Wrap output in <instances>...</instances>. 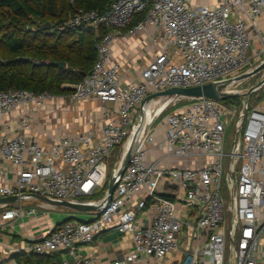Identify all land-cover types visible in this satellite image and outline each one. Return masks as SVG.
Segmentation results:
<instances>
[{
    "label": "built area",
    "instance_id": "built-area-1",
    "mask_svg": "<svg viewBox=\"0 0 264 264\" xmlns=\"http://www.w3.org/2000/svg\"><path fill=\"white\" fill-rule=\"evenodd\" d=\"M263 17L264 0H220L214 7L193 0H117L104 13L78 9L52 24L50 32L82 26L93 31L97 61L66 99L74 104L96 99L104 110L88 119L91 127L86 131L62 135L44 147L27 136L30 111L48 100L56 103L59 96L0 90V116L23 105L32 107L22 113V134L0 135V161L11 165L0 167V196L19 198L13 206L4 205L0 228L7 221L37 216L35 208L24 207L25 202H41L34 195L101 208L88 220L72 218L55 225L48 235L16 251H64L76 257L78 247L112 230L131 234L134 244L133 251L114 264H161L177 253L176 264H223L227 237L229 264H264V98L257 106L250 100L257 90L241 96L239 104L195 98L164 117L163 140L156 139V124L146 131L117 180L111 202L102 203L107 188L101 198L93 199L101 191L94 176L97 167L109 160L115 174L141 115L162 104L146 109L157 99L146 100L149 95L207 83L223 85L229 93L227 87L237 77L264 61ZM115 51H121V58ZM134 51L146 63L126 76L124 63ZM232 120L234 141L226 154L224 133ZM154 147L162 157L151 160ZM225 156L228 200L221 193ZM162 160L168 166H161ZM145 212L148 217L140 218Z\"/></svg>",
    "mask_w": 264,
    "mask_h": 264
},
{
    "label": "trees",
    "instance_id": "trees-1",
    "mask_svg": "<svg viewBox=\"0 0 264 264\" xmlns=\"http://www.w3.org/2000/svg\"><path fill=\"white\" fill-rule=\"evenodd\" d=\"M115 1L0 0V90L47 91L57 96L73 93V86L97 61V39L85 26L48 35L40 22L50 21L52 26L78 9L104 13ZM33 25L36 31L26 30V26ZM56 62H65L66 67H59ZM237 97L241 96L224 99V102H235ZM105 190L106 187L93 199L101 198ZM24 255L32 256L34 262L21 260L20 256ZM46 256L19 252L17 264H41Z\"/></svg>",
    "mask_w": 264,
    "mask_h": 264
},
{
    "label": "crops",
    "instance_id": "crops-1",
    "mask_svg": "<svg viewBox=\"0 0 264 264\" xmlns=\"http://www.w3.org/2000/svg\"><path fill=\"white\" fill-rule=\"evenodd\" d=\"M220 0H193L194 3L205 4L211 7L217 5ZM264 17L262 18V20ZM264 33V23H261ZM135 40V39H132ZM135 41L130 42V44ZM258 41L256 40V44ZM117 45H115L116 48ZM121 52V51H120ZM115 51L116 58H121L122 53ZM135 62V66L133 64ZM146 63V60L138 55L137 51L124 63V72L128 76L130 70L138 68ZM31 105H23L14 109L11 113L0 116V135L5 134L9 137H15L23 133L20 128V120L22 113L29 111ZM104 107L96 99L82 100L78 103H68L66 95H59L57 102L54 100L46 101L42 107L31 110L32 122L27 132V136L36 141L41 146H51L65 134H77L84 132L91 127L89 124L90 117L97 118L103 112ZM164 134L159 131L157 133V141H162ZM162 157V151L158 147L150 150V159H158ZM161 166H168L167 162L162 160ZM170 165H173L170 162ZM10 168L11 165L0 161V167ZM4 180L0 177V184ZM1 197V196H0ZM37 201V200H36ZM101 202V201H100ZM28 206L35 203L27 202ZM15 204V203H14ZM13 204V205H14ZM38 206L37 216H24L15 220L7 221L4 227L0 228V264L17 263L16 254L25 251H16L22 248L32 240L41 239L48 235L55 225L64 222L70 218H78L80 220H88L91 212H79L68 208H59L45 202ZM10 204V206H13ZM4 205L0 204V214L4 211ZM27 209V208H26ZM146 213V212H145ZM139 215L140 218L148 217V213ZM144 220V219H143ZM1 221V220H0ZM193 244L190 242V246ZM133 238L131 234H121L117 231H102L93 242L78 247L76 257L67 255L64 251L46 256L42 259L41 264H114L116 261L124 260L125 256L133 251ZM180 254H174L168 262L161 264H176ZM21 260L33 263L32 256H20ZM174 261V262H173ZM125 264H151L150 262L141 261L138 263Z\"/></svg>",
    "mask_w": 264,
    "mask_h": 264
},
{
    "label": "water",
    "instance_id": "water-1",
    "mask_svg": "<svg viewBox=\"0 0 264 264\" xmlns=\"http://www.w3.org/2000/svg\"><path fill=\"white\" fill-rule=\"evenodd\" d=\"M51 26V22L48 21L46 24L42 26L43 29H49ZM55 65L59 67H66L65 62H56ZM264 71V61L258 65H256L251 72L244 73L243 75L236 78V80L250 78L255 75H258L259 73ZM90 74V72L88 73ZM264 87V77L260 78L258 81L255 82V84L250 87L247 91L243 93H235V92H226L224 91L223 85H216L214 83H207L201 86H194L189 88H171L162 92H158L152 95H149L146 100L152 99V98H158L162 97L165 98L161 105H159L157 108H155L152 111L145 112L141 115L139 122L136 124V126L132 130V137L130 139V142L127 146V149L125 151V154L123 156V159L121 161V164L119 168L117 169V172L110 176L108 181V187L107 191L103 197L102 203L109 204L113 198L116 186H117V180L120 178L127 167L129 166V163L135 154L136 150L138 149L140 143L142 142L144 135L147 130H150L153 128V126L158 121L160 115L162 112L172 104L174 100L177 99H195V98H211L215 101H221L227 98H232L235 96H250L254 91L263 88ZM35 198L40 200L41 202L48 203L50 205L54 206H60L65 207L74 211L79 212H94L98 211L101 208V205L94 204L90 202H79L74 203L67 200H60V199H53L48 197H41L34 195ZM19 200L17 196H6V197H0V204L3 205H10L14 204ZM72 219V218H70ZM68 219V220H70ZM67 221V220H65ZM64 221V222H65Z\"/></svg>",
    "mask_w": 264,
    "mask_h": 264
},
{
    "label": "rangeland",
    "instance_id": "rangeland-1",
    "mask_svg": "<svg viewBox=\"0 0 264 264\" xmlns=\"http://www.w3.org/2000/svg\"><path fill=\"white\" fill-rule=\"evenodd\" d=\"M73 0H70V3ZM48 21L46 22H40L41 24H46ZM52 26H50L49 29H44L46 30V33L49 35L50 34V30ZM26 30L28 31H36L37 27L36 25L33 26H26ZM260 44L257 43V46H259ZM264 77V71L259 73L258 75H255L253 77H251V79L249 80L248 83L243 84V80L237 81L236 84H230L227 87V90L230 92H243V91H247L250 87L251 84H254L257 80H259L261 77ZM247 79V78H246ZM247 88V89H246ZM246 89V90H245ZM264 98V88H260L259 90H257L256 92H254L250 98L252 104L254 105H259V103L263 100ZM165 98H157L154 101L150 102L149 105L153 106L156 103H161L164 101ZM235 103L237 102V104L240 103L241 101V97H237L236 99H234ZM192 102H194L193 99H182L179 102L176 103H172L171 105H169L160 115V119L156 122V126L159 131L161 132V134H164L165 132V126L162 125L161 120L168 116L169 114L179 111L180 109H182L183 107L191 104ZM148 105V108L150 107ZM157 108V107H156ZM234 123L235 120H232L231 123L229 125H227L225 133H224V152L226 154H230L232 151V146H233V141H234ZM228 160L229 157L225 156L223 159V175H222V182H221V193L222 196L225 200H228L231 196L230 194V190L228 188L227 185V181H226V172H227V164H228ZM121 161V157L117 162L116 168L119 166ZM113 168V164L112 162H110L109 160H104L96 169L94 176L99 180L100 182V187H101V191L106 187H108V181L109 178L111 176V169ZM35 203H33L32 205H27L28 203L25 202L24 207L25 208H35L36 210H38V202L39 201H34ZM59 208H62L60 206H56ZM65 208V207H63ZM230 225V219H227V231H229V226ZM229 238L227 237L226 242H225V248H224V263L223 264H229V254H230V249H229ZM174 262V261H173Z\"/></svg>",
    "mask_w": 264,
    "mask_h": 264
},
{
    "label": "bare ground",
    "instance_id": "bare-ground-1",
    "mask_svg": "<svg viewBox=\"0 0 264 264\" xmlns=\"http://www.w3.org/2000/svg\"><path fill=\"white\" fill-rule=\"evenodd\" d=\"M250 70H251V69H250ZM251 71H252V70H251ZM251 71H250V72H251ZM245 79H246V78H245ZM240 80H243V79H240ZM240 80H237V81H240ZM237 81H234V82H232L231 84H235V83H237ZM160 98H162V97H160ZM148 105H149V104H147V106H146L147 108H146V109H148ZM149 106H150V105H149Z\"/></svg>",
    "mask_w": 264,
    "mask_h": 264
}]
</instances>
